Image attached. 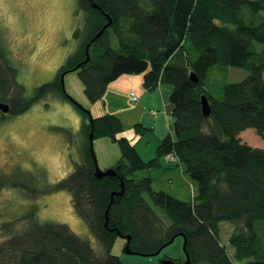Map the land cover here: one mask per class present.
<instances>
[{"label":"trees","instance_id":"obj_1","mask_svg":"<svg viewBox=\"0 0 264 264\" xmlns=\"http://www.w3.org/2000/svg\"><path fill=\"white\" fill-rule=\"evenodd\" d=\"M77 12L82 13V26L73 31L76 48L56 77L36 86L32 94L18 81V69L0 43V102L9 105L6 114L0 112V122L47 96L76 105L82 115L80 160L65 177L33 194L68 191L74 211L102 251L64 223L38 221L33 207L23 216L27 223L20 231H15V221L1 223L7 236L0 242V264H122L111 252L119 233L130 234L131 250L146 256L182 234L187 264H264V148L252 147L239 136L252 128L264 138V50L254 45H264V0H78ZM107 15L111 24L93 39ZM89 43V60L80 64ZM217 64L245 68L248 75L223 85L222 96L212 98L202 82ZM70 71L76 72L90 102L100 100L108 84L122 74H142L146 91L159 82L171 85L173 136L167 134L155 156L143 161L126 138L117 136L123 131L118 116H92L63 92L61 75ZM190 71L197 82L190 79ZM202 94L210 106L208 116L201 113ZM135 128L143 131L138 124ZM91 129L93 140L107 137L120 150L112 167L123 179L124 192L113 197L108 213V227L114 231L104 226V213L110 193L120 189V179L94 176ZM64 131L69 142L74 140V133ZM168 154L195 181L191 200L154 190L149 176H137L157 167L159 158ZM4 183L0 178V191ZM155 208L169 224L164 225ZM221 222L233 225L231 254L220 242Z\"/></svg>","mask_w":264,"mask_h":264},{"label":"rangeland","instance_id":"obj_2","mask_svg":"<svg viewBox=\"0 0 264 264\" xmlns=\"http://www.w3.org/2000/svg\"><path fill=\"white\" fill-rule=\"evenodd\" d=\"M77 3L78 0H0V43L17 67V79L27 94H32L36 86L53 80L68 54L76 48L73 31L77 25L82 26V13L77 12ZM254 45L256 50H264L263 44L254 42ZM111 46H118L116 36L111 37ZM123 75L129 74L119 77ZM247 75L245 68L217 64L209 68L202 88L212 98H220L223 85L240 82ZM63 85L68 95L92 116H97L96 107L101 106V100H87L75 71L64 75ZM81 121L82 115L73 102L47 96L25 112L0 122V178L6 182L0 191V226L15 221V231H20L27 223L23 216L34 207L38 221L64 223L88 240L97 252L102 251L85 222L74 211L68 191L33 194V191L65 177L73 169L74 162L80 160L81 136L78 132ZM65 129L76 135L74 140L68 141ZM239 136L252 147L264 148V138L252 128L243 130ZM93 150L101 170L113 166L120 156L118 145L107 137L94 139ZM173 167L179 171L178 165ZM140 174L142 171L137 176ZM158 182L155 180L152 185L154 190H162ZM175 182L176 191L168 193L183 201L191 200L197 191L195 181L180 170ZM155 212L164 225L169 224L161 210L155 208ZM219 227L220 242L231 254L228 239L233 225L221 222ZM6 234L0 228V242ZM124 245L125 239L118 235L111 249L122 264H159L163 258L185 259L180 236L155 256L127 254Z\"/></svg>","mask_w":264,"mask_h":264},{"label":"crops","instance_id":"obj_3","mask_svg":"<svg viewBox=\"0 0 264 264\" xmlns=\"http://www.w3.org/2000/svg\"><path fill=\"white\" fill-rule=\"evenodd\" d=\"M123 76L108 84L100 99L101 106L96 107V113L97 116L105 113L118 116L122 121L123 131L117 136L126 138L140 158L147 161L155 156L156 148L167 134L173 136L172 105L169 102L172 86L159 82L155 89L146 91L141 75ZM132 92L137 96V101L131 99ZM136 124L143 129L142 132L136 130ZM174 165L179 166V171ZM180 170L185 172L183 164L176 159L169 160L167 156H161L157 167L142 170V175L139 176H149L152 185L155 180H159L157 185L160 189L171 193L176 191L175 178Z\"/></svg>","mask_w":264,"mask_h":264},{"label":"water","instance_id":"obj_4","mask_svg":"<svg viewBox=\"0 0 264 264\" xmlns=\"http://www.w3.org/2000/svg\"><path fill=\"white\" fill-rule=\"evenodd\" d=\"M92 6L94 7H97L95 3H92ZM107 18H108V21L107 23H105L102 27V29H100L96 34L95 36L93 37V39L97 38L102 32L103 30H105L110 24H111V18L109 17V15H107ZM90 43L86 46V57L85 59L80 63V64H84V63H87L88 60H89V53H88V47H89ZM79 65H77L78 67ZM65 74H62L61 75V82H62V89H63V92H65V89H64V85H63V77H64ZM189 77L190 79L193 81V82H197L198 81V77L197 75L193 72V71H190L189 72ZM200 103H201V106H200V109H201V113L203 116H208L209 115V112H210V106H209V103H208V100L206 98V96L204 94H202L200 96ZM9 111V105L5 102H0V112H2L3 114H6L7 112ZM89 152L92 156V159L94 161V164H95V170H94V176L96 178H101L103 176H111V177H119L118 176V172L117 170L110 166L109 168L105 169V170H101L99 169V167L97 166V160H96V157H95V154H94V150H93V134H92V129L89 133ZM120 179V189L118 191H113L110 193V198H109V202L106 206V209H105V222H104V226L109 228L108 227V213H109V209H110V206H111V203L113 201V197L114 196H119V195H122L123 192H124V182H123V179L121 177H119ZM111 231H114L115 229L113 228H109ZM119 236L123 237L125 239V245H124V252L127 253V254H139V255H143L142 253H139V252H135L133 250H131L130 248V240H131V235L130 234H122V233H119L118 234ZM180 236L183 237V251L185 253V260L182 261V262H176L174 259L172 258H163L161 259L160 263L159 264H187L189 262V256H188V253L185 249V238L184 236L181 234ZM175 237V236H174ZM174 237H172L167 243H165L164 245H162L157 251H155L154 253L150 254V256H155V255H158L160 253V251L165 247L167 246L168 244L172 243L173 240H174ZM197 264H208L206 262H201V263H197Z\"/></svg>","mask_w":264,"mask_h":264},{"label":"built area","instance_id":"obj_5","mask_svg":"<svg viewBox=\"0 0 264 264\" xmlns=\"http://www.w3.org/2000/svg\"><path fill=\"white\" fill-rule=\"evenodd\" d=\"M130 96H131V99L133 100V101H137V96L132 92L131 94H130ZM167 156V158L169 159V160H173L175 157L173 156V155H171V154H168V155H166Z\"/></svg>","mask_w":264,"mask_h":264},{"label":"flooded vegetation","instance_id":"obj_6","mask_svg":"<svg viewBox=\"0 0 264 264\" xmlns=\"http://www.w3.org/2000/svg\"><path fill=\"white\" fill-rule=\"evenodd\" d=\"M185 260V259H184ZM181 261H183V260H181Z\"/></svg>","mask_w":264,"mask_h":264}]
</instances>
